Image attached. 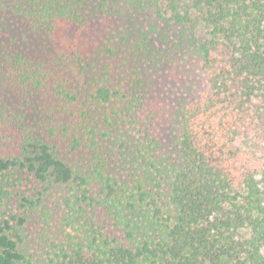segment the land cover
I'll return each mask as SVG.
<instances>
[{
	"label": "trees",
	"instance_id": "16d2710c",
	"mask_svg": "<svg viewBox=\"0 0 264 264\" xmlns=\"http://www.w3.org/2000/svg\"><path fill=\"white\" fill-rule=\"evenodd\" d=\"M0 174V264H264V0H0Z\"/></svg>",
	"mask_w": 264,
	"mask_h": 264
},
{
	"label": "rangeland",
	"instance_id": "374dc122",
	"mask_svg": "<svg viewBox=\"0 0 264 264\" xmlns=\"http://www.w3.org/2000/svg\"><path fill=\"white\" fill-rule=\"evenodd\" d=\"M91 5V4H90ZM92 8V7H91ZM92 23L90 30L100 32L102 27L98 24V18L91 17ZM39 54L50 55L53 50L45 48H37ZM33 103H29L26 107L28 115L33 116L40 110L43 111L45 100L39 95L33 96ZM46 108V106H44ZM176 127L174 126L167 132L164 146L170 145L172 137H174ZM34 193V181H31L22 174H0V218L9 217L10 214L22 215L26 218V222L22 227V236L25 245L30 251L44 252L45 245L52 242H59L68 233L75 234L71 224L59 217L60 211L54 212L57 208L55 199L50 198L47 201L46 209L51 210L55 216H44L43 207L39 206L36 209H25L21 206L22 196H31Z\"/></svg>",
	"mask_w": 264,
	"mask_h": 264
}]
</instances>
